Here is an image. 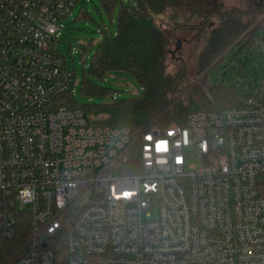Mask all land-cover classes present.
<instances>
[{"label": "built area", "instance_id": "built-area-1", "mask_svg": "<svg viewBox=\"0 0 264 264\" xmlns=\"http://www.w3.org/2000/svg\"><path fill=\"white\" fill-rule=\"evenodd\" d=\"M79 1L0 0V241L30 217L9 264H264V80L184 125H92L55 50Z\"/></svg>", "mask_w": 264, "mask_h": 264}, {"label": "trees", "instance_id": "trees-1", "mask_svg": "<svg viewBox=\"0 0 264 264\" xmlns=\"http://www.w3.org/2000/svg\"><path fill=\"white\" fill-rule=\"evenodd\" d=\"M109 13L117 11V33L105 35L94 46L89 73L93 79L78 81L82 92L112 96L113 89L101 87L95 78L113 72L132 76L142 87V94L84 107L87 121L96 126L127 127L135 137L151 128L184 125L190 113L214 112L239 106L248 97L240 90L222 84L208 83L207 71L224 59L234 47L251 50L256 44L254 31H249L236 17L237 7L228 0H100ZM246 7L245 12L261 13L263 0H234ZM183 15V22L165 14ZM85 17V13L82 14ZM212 17L220 20L216 28L208 27ZM199 19V23L192 22ZM192 39L208 36L196 58L180 59L170 69V44L178 33ZM187 38V37H186ZM188 40V39H187ZM192 58V66L188 62ZM65 65V64H64ZM78 79L76 69L73 70ZM70 107H80L73 100ZM137 149H133L126 164L127 173L139 169ZM30 234V217H18L15 236L0 241V264H9L19 254Z\"/></svg>", "mask_w": 264, "mask_h": 264}, {"label": "rangeland", "instance_id": "rangeland-1", "mask_svg": "<svg viewBox=\"0 0 264 264\" xmlns=\"http://www.w3.org/2000/svg\"><path fill=\"white\" fill-rule=\"evenodd\" d=\"M130 3L131 0H122ZM228 6H236L237 12L241 15L236 17L244 25H247L249 31H254L257 44L251 49H241L234 47L226 54L223 60L217 62L207 71L205 80L208 83L222 84L232 86L240 90L244 95H252L262 88L264 80V10L256 13V10L245 12L246 7L241 3L228 0ZM264 8V5H263ZM244 10L239 12V10ZM85 13V17L82 14ZM167 17L176 18L183 22V15L174 13L165 14ZM192 22L199 23V19H193ZM208 27L216 28L220 25V20L212 17L207 21ZM63 28L60 32V40L56 42L55 50L60 58V64H65L67 68L76 69L78 79L73 96L77 105L84 108L89 104H103L116 100L125 99L130 96H139L142 94L141 85L129 74L124 72H113L105 75L103 79L95 78L96 83L101 87H110L113 89L112 96L92 95L83 93L78 81H82L84 76L93 79L89 73L94 53V46L104 36H115L117 33V11L107 12L100 0H80L72 14L61 22ZM187 37V38H186ZM208 36L202 40L192 39L184 33H178L176 38L170 44V69L177 65L180 59L188 60L190 55L196 58L199 51L203 48ZM188 39V40H187ZM179 46V49L177 47ZM174 53V54H173ZM192 58L188 64L192 66ZM190 164L198 163V156L191 155ZM28 208V206H24Z\"/></svg>", "mask_w": 264, "mask_h": 264}, {"label": "water", "instance_id": "water-1", "mask_svg": "<svg viewBox=\"0 0 264 264\" xmlns=\"http://www.w3.org/2000/svg\"><path fill=\"white\" fill-rule=\"evenodd\" d=\"M179 49V46L177 47V49L176 50H178ZM174 54V53H173Z\"/></svg>", "mask_w": 264, "mask_h": 264}]
</instances>
